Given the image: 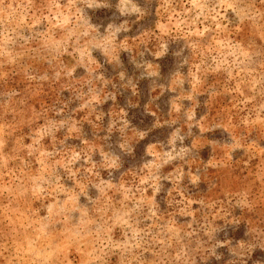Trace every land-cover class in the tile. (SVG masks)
<instances>
[{"label":"rangeland","instance_id":"rangeland-1","mask_svg":"<svg viewBox=\"0 0 264 264\" xmlns=\"http://www.w3.org/2000/svg\"><path fill=\"white\" fill-rule=\"evenodd\" d=\"M0 264H264V0H0Z\"/></svg>","mask_w":264,"mask_h":264}]
</instances>
